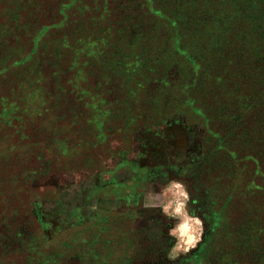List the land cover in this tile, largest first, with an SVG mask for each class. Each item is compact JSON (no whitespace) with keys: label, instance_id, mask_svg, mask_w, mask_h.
Here are the masks:
<instances>
[{"label":"rangeland","instance_id":"1","mask_svg":"<svg viewBox=\"0 0 264 264\" xmlns=\"http://www.w3.org/2000/svg\"><path fill=\"white\" fill-rule=\"evenodd\" d=\"M49 2L0 0L4 64L29 50L42 16L73 20V9L51 11ZM229 8L227 32L216 21L181 28L190 55L173 52L178 45L168 40L158 57L149 51L140 62L133 54L124 70L120 62L111 70L101 51L63 48L60 57L54 47L61 44H50L48 32L21 69L11 66L7 78L15 82L0 89L20 113L0 122V149L9 148L10 158L0 166V179L7 177L0 204L15 210L8 220L19 217L21 232L0 237V264H264V186L261 199L253 197L264 159L247 145L264 142V66L247 74L251 49L264 55V0ZM207 39L226 44L223 52L212 53ZM99 44L92 40L87 49L95 54ZM242 50L246 59L236 58ZM82 62L80 73L98 68L83 76L65 69ZM233 112L246 120L248 143L233 132ZM236 150L239 162L230 168L226 154Z\"/></svg>","mask_w":264,"mask_h":264},{"label":"trees","instance_id":"2","mask_svg":"<svg viewBox=\"0 0 264 264\" xmlns=\"http://www.w3.org/2000/svg\"><path fill=\"white\" fill-rule=\"evenodd\" d=\"M236 3L237 6L240 5L241 8H243L245 0H236V2L235 0H63V2L62 0L56 2L54 0H50L48 7L56 6L55 9H59L61 11H71L73 9L75 11V13L73 14V20L70 18H64L59 19V22H56V19H53V17L46 18V16H42L40 19H38L35 25H40L38 26V29L35 30L34 36L31 37V41H29L28 43L29 50L20 52L7 64H4L7 53L5 52V54H0V86H13L15 81H9L11 76L10 72L12 70L11 66L21 69L23 65L27 63L26 61L30 59L31 54L35 50H37L38 47H40L38 45L39 38L43 35L45 36V34L48 32L51 37H54L49 41L50 44H61V46L59 47H54V53L58 52L60 54V57L63 55V48L73 49V53L78 49L77 54L80 53V55H84V53L90 52L95 56L101 51L105 53L106 56H108L106 58L110 63L109 67L111 68V70H114L113 66L114 64H117V62H120V64L122 65L121 70H124L125 63H127L129 57H131L133 54L138 56L139 61L142 62L147 57L146 53L149 51L154 55V57H158L160 54L164 53V44L168 40L170 47L175 46L176 44L178 45L176 50L173 49V52H181L184 54L188 51V55H190L191 51L183 46V35L181 33V28L185 30L187 28L190 29L191 24L194 26L204 27V23L206 21H216V28L218 27L220 29V32H227V29H229V25H227V19L230 16V12L234 11V9L232 8H229L228 11L227 7L232 5L234 8V5H236ZM238 9L239 7H237L235 10L237 11ZM52 10L53 7H51V11ZM81 15L82 17L77 22H75V20ZM68 22H72L74 23V25H71L70 27L65 26ZM75 23H77V25H75ZM63 26L69 29L66 31ZM161 29H165V33H163ZM230 30H232V27H230ZM169 31H172L173 33L170 34L168 33ZM2 33L4 34L5 31ZM3 34H1L0 37L4 36ZM83 34L85 35L81 36ZM207 35L210 36V33L208 32ZM230 35L231 34L228 33L227 35H223L222 37L223 39H226L225 41H229ZM135 36L136 38L134 39ZM171 36H173L172 40H170ZM212 37L214 38L213 40L218 39L216 38V36ZM239 37L240 32H237L235 35H233V41L238 39ZM7 39L8 37L4 36L1 42L3 43ZM70 39H75V42L69 45L68 42H70ZM92 40L98 41L100 43L97 47V50L95 51V54L92 53L93 51L91 49H87ZM238 41L234 43L239 44ZM137 42H139L137 48H129V46L131 47L133 43L136 44ZM143 42H145L144 45L142 44ZM206 43L210 44V46L214 48L212 50V53L214 54L218 51L223 52V48L221 46L226 45L223 44L218 46L214 43V41H209L208 39ZM245 43L246 42H243L242 46H244ZM158 44H160L161 47L158 46ZM145 45H148L150 48L148 47V49L146 50L147 46L143 47ZM19 47H26V43L21 44ZM230 47L232 48V45H230ZM262 49H264V45ZM170 50H172V48H170ZM243 51L244 50H242V52H240L236 58L242 57V59H246ZM261 52L262 50L258 46H254L251 49L253 57L250 58V65L248 66V63L243 66V68H246L247 66L249 67L247 69V74H259L262 72L261 67L264 66V55H262ZM70 53L71 51L67 54L69 55ZM144 54H146L145 57L142 56ZM219 57H222V53H219ZM216 63H218V61H216ZM83 64L84 63L82 62L79 67L72 65V69H70V63H67V65L65 66L68 67H65V69H67L68 71L70 70V74H74L75 76H78L80 74L83 76V74H90V72L97 70L96 68H98H86V70L84 69L85 71H81L80 73L78 69H81ZM87 64H85L84 66H87ZM75 69L77 71L74 72ZM57 71L60 73V77H62L63 79V75L65 74V70H63V67H58ZM18 73L19 70L15 72V74ZM242 76L239 77V75H236V77H239V84L244 83V80L241 81ZM7 77H9V79ZM85 78L86 77H83L82 80H85ZM243 78L246 79V77ZM20 82H26V77L20 80ZM119 82V79L117 81H113V83L117 86H119ZM232 83H234L233 80ZM249 84L250 86H253L254 81L250 79ZM21 86L22 85H19L18 88L20 89ZM82 88L86 89V87H80L78 91L82 90ZM4 90V88L0 89V122L2 120L4 121L5 118L19 117L20 113L19 103L17 104V102H14L13 104H11L14 105L12 107H8V105L5 104V101L9 96H7L6 94H2ZM7 90L8 89H6L5 92H7ZM263 92L264 90H261L259 92V95H262ZM253 107H256V112H259L261 109L259 105H255V102L252 103L250 109ZM228 108H230V110H234V106L226 107L222 110H227ZM236 114V112L232 113V116L234 117V119H236L235 122L231 121L234 126L233 132H235V136L238 137L237 140L242 141L243 143H248L250 139V133L247 130L246 120H243V116H239L236 118ZM247 145L251 146L250 151L252 157L256 158L257 160H260L261 158L264 159V142L254 143V147H252V143H248ZM7 150H9V148L7 147H2V149H0V166L4 167L6 162H9L10 160V158H6L8 155ZM238 151L239 150H236L235 155L232 156L233 158L229 157V153L226 154V165L228 167L233 168L238 164L239 160H237L236 155L238 154ZM17 155H14L15 160L17 159ZM238 157H240V155H238ZM262 162H264V160L260 163ZM262 164L263 171L264 163ZM3 176L4 180L2 181L0 179V183H2L0 184V193L4 190L6 191L7 189L4 183L5 179H7L6 174ZM260 179L261 181L259 180L257 181V184H254V186L257 185V190L256 193H254L255 196L253 197L259 196L263 192L261 190V187L264 186V179ZM259 199H261V195L259 196ZM249 209H251V207ZM14 211L15 210L5 208L3 204H0V237H4L5 235L15 237V235L20 234L21 220L15 221L18 220L19 217L14 216L12 222L8 220L12 217L11 213ZM14 237H12V239ZM1 244L2 240H0V245ZM204 249L205 247H199L198 250L194 252V254L199 257L200 255H203ZM247 252L253 253V250L248 249V251L244 253ZM258 261L259 263L263 262L262 258H259Z\"/></svg>","mask_w":264,"mask_h":264}]
</instances>
